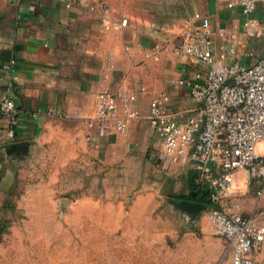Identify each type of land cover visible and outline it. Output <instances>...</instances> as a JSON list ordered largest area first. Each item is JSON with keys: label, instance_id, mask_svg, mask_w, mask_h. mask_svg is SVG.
<instances>
[{"label": "crops", "instance_id": "1", "mask_svg": "<svg viewBox=\"0 0 264 264\" xmlns=\"http://www.w3.org/2000/svg\"><path fill=\"white\" fill-rule=\"evenodd\" d=\"M70 1L66 7L58 0H0V98L11 95L19 111L13 139L7 138V121L0 118V172L20 171L39 160L73 170L94 168L97 156L107 166L119 163L146 147L153 97L166 92L172 107L192 105L187 88L174 83L194 76L186 58L175 51L192 16L209 18L215 53L220 44L228 45V33L243 35L239 6L223 0ZM260 8L253 13L258 20ZM219 28L225 29L223 36ZM263 40L264 31H259L249 45L256 42V49ZM233 60L228 52L223 63ZM102 85L119 94L136 93L140 116L128 121L122 136H97L94 110ZM162 157L164 169L189 172ZM247 177L246 171L233 175L235 191ZM262 247L261 258L264 242Z\"/></svg>", "mask_w": 264, "mask_h": 264}, {"label": "rangeland", "instance_id": "2", "mask_svg": "<svg viewBox=\"0 0 264 264\" xmlns=\"http://www.w3.org/2000/svg\"><path fill=\"white\" fill-rule=\"evenodd\" d=\"M160 150L150 132L145 148L112 166L97 156L94 168L39 160L1 171L0 264H229L205 211L192 217L176 204L188 171L161 167ZM242 185L235 197L244 210L264 208L255 182ZM262 250L254 264H264Z\"/></svg>", "mask_w": 264, "mask_h": 264}, {"label": "built area", "instance_id": "3", "mask_svg": "<svg viewBox=\"0 0 264 264\" xmlns=\"http://www.w3.org/2000/svg\"><path fill=\"white\" fill-rule=\"evenodd\" d=\"M58 1L71 5L70 0ZM223 1L239 6L244 15L243 35L228 33V45L220 44L215 53L210 20L195 13L185 39L175 46L194 70L193 77L174 81L187 88L192 105L174 108L168 94L161 92L149 102L148 125L161 140L163 155L172 164L187 166L194 173V184L207 192L210 205L204 210L206 220L224 241L229 264H254V254L264 242V208L247 213L234 195L232 178L236 172L246 171L255 182V196H264V40L257 56L256 42L249 45L264 31V0ZM258 4L261 20L253 15ZM224 30L219 28L221 36ZM228 52L234 60L225 64ZM18 113L12 96L2 95L0 118L7 121L8 139L15 137ZM139 116L136 93L119 94L101 86L94 110L97 136L108 132L122 136L128 121Z\"/></svg>", "mask_w": 264, "mask_h": 264}, {"label": "trees", "instance_id": "4", "mask_svg": "<svg viewBox=\"0 0 264 264\" xmlns=\"http://www.w3.org/2000/svg\"><path fill=\"white\" fill-rule=\"evenodd\" d=\"M193 177H194V173L189 170L188 172V182L187 185L189 187V191L186 195H181L179 196V199L184 198V199H191L194 200L196 202H199L201 204H203L204 206L209 207L210 205V200L208 198V194L206 191L199 189L193 181ZM193 192V195H192Z\"/></svg>", "mask_w": 264, "mask_h": 264}, {"label": "water", "instance_id": "5", "mask_svg": "<svg viewBox=\"0 0 264 264\" xmlns=\"http://www.w3.org/2000/svg\"><path fill=\"white\" fill-rule=\"evenodd\" d=\"M176 204H178L182 209L187 210L189 213H191L192 217H194L199 212L204 211L206 208V206H204L203 204L188 199H181L180 201L176 202Z\"/></svg>", "mask_w": 264, "mask_h": 264}, {"label": "flooded vegetation", "instance_id": "6", "mask_svg": "<svg viewBox=\"0 0 264 264\" xmlns=\"http://www.w3.org/2000/svg\"><path fill=\"white\" fill-rule=\"evenodd\" d=\"M188 200H191V199H188ZM191 201H194V200H191Z\"/></svg>", "mask_w": 264, "mask_h": 264}]
</instances>
